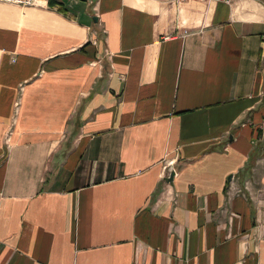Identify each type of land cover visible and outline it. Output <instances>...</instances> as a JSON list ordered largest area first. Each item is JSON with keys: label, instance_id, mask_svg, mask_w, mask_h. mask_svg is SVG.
<instances>
[{"label": "crops", "instance_id": "crops-1", "mask_svg": "<svg viewBox=\"0 0 264 264\" xmlns=\"http://www.w3.org/2000/svg\"><path fill=\"white\" fill-rule=\"evenodd\" d=\"M0 264H264V0L0 1Z\"/></svg>", "mask_w": 264, "mask_h": 264}, {"label": "built area", "instance_id": "built-area-1", "mask_svg": "<svg viewBox=\"0 0 264 264\" xmlns=\"http://www.w3.org/2000/svg\"><path fill=\"white\" fill-rule=\"evenodd\" d=\"M0 1L11 2L21 5H46L48 0H0Z\"/></svg>", "mask_w": 264, "mask_h": 264}, {"label": "water", "instance_id": "water-1", "mask_svg": "<svg viewBox=\"0 0 264 264\" xmlns=\"http://www.w3.org/2000/svg\"><path fill=\"white\" fill-rule=\"evenodd\" d=\"M171 173V172H170Z\"/></svg>", "mask_w": 264, "mask_h": 264}]
</instances>
